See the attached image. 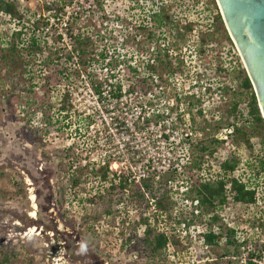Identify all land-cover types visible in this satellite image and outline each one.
<instances>
[{
	"label": "rangeland",
	"instance_id": "1",
	"mask_svg": "<svg viewBox=\"0 0 264 264\" xmlns=\"http://www.w3.org/2000/svg\"><path fill=\"white\" fill-rule=\"evenodd\" d=\"M15 1L24 20L0 16V264H248L249 250L264 248L263 175L255 205L229 195L212 225L196 197L199 182L220 176L219 162L238 160L231 176L247 182L246 163L264 158L236 50L210 1L71 0L59 18L46 9L56 0ZM153 11L166 16L161 26ZM79 32L97 41L82 60L73 56ZM31 37L47 57L27 58ZM11 44L23 55L16 71L2 58ZM98 89L144 124L103 128L114 110L98 115ZM128 152L141 160L120 178L115 164L95 166ZM209 231L222 239L206 243ZM158 234L168 243L154 254L145 240Z\"/></svg>",
	"mask_w": 264,
	"mask_h": 264
},
{
	"label": "trees",
	"instance_id": "2",
	"mask_svg": "<svg viewBox=\"0 0 264 264\" xmlns=\"http://www.w3.org/2000/svg\"><path fill=\"white\" fill-rule=\"evenodd\" d=\"M132 3H138V0H130ZM71 3V0H56L53 1V4L47 3L48 10H51V13L54 17L59 18L62 17V14L65 12L64 9L68 6V4ZM153 21L155 22V26H161L166 16H161L160 13H156L153 11ZM0 16L5 17L10 22H22L24 20L25 15L23 14V11L18 6V3L15 0H0ZM48 22L50 19H47ZM72 20V18H71ZM26 22V21H25ZM32 20L29 18L27 20V24L31 23ZM166 23V22H165ZM75 24V23H74ZM38 26L37 23H34V26ZM189 31L191 30V26L186 27ZM22 30V29H21ZM18 31L16 32L15 36L18 38L22 35V32ZM74 50H73V56L76 57L79 60H82L90 55V52L92 49H94V45L97 43L91 36L88 34L84 35L82 33L74 34ZM5 43L9 44L10 42ZM10 56L8 54H4L2 58L6 62V60H9V63L12 65V70L16 71L20 66V60L19 58H23V55L20 54V52L17 50L16 44H11V46L8 48ZM19 52V53H18ZM18 54V55H17ZM38 55H44L45 56V46L44 42L41 38L31 37L29 40V46L27 47V58L31 61H35L36 58H38ZM73 57L72 55H70ZM73 57V58H74ZM70 58V57H69ZM100 58L105 60V55L100 54ZM47 59V58H46ZM237 63L240 65L242 70V81L240 83V87L242 91L246 92L248 95V102H246V110H247V116L250 121V123L253 126H256L260 131V135L264 137V118L261 114L258 100L256 97V94L253 90L252 83L249 79V77L246 75L245 71L242 69V64L240 63L239 59H237ZM45 62V61H44ZM85 66V65H83ZM86 68V66H85ZM221 71L224 72L222 69ZM98 94H101L100 90L98 89ZM233 111L238 112L239 110V104H235L233 106ZM234 132H240L238 126L233 125L232 126ZM199 151L202 153V158L205 161L206 153H211L209 147L202 146L199 148ZM72 153V152H71ZM201 158V160H202ZM195 164V166L199 169L201 167V163ZM239 164V161L236 159L233 160H224L223 162H219V171L220 176H218L215 179H208L206 181L199 182L198 187L196 189V197L197 201L200 207H205L207 211V215H210V221H208L209 225H212L214 223H217L220 220V216L218 214V210H221L228 201L229 195L232 197V199L235 201V203L241 204V205H255L256 204V193H257V187L260 183L259 179H261L262 175L264 177V158L259 160L257 164H251L246 163V170L251 173V178L247 182H242L231 175L234 173L237 165ZM103 175L106 174L105 170L102 171ZM145 187L148 191L152 189V186L148 183L145 184ZM161 207V205H159ZM235 234V229L228 230L227 236H228V242L230 244H233L234 241L231 240V236ZM221 236L218 234H214L212 231H209L204 234V241L208 244H215L218 243L219 240H221ZM145 243L150 246L151 251L156 254L157 252H161L163 249H166L168 240L167 238L162 234H158L154 237L153 240H145ZM253 253L248 254V260L251 258ZM4 261H7L5 258ZM250 263V262H249Z\"/></svg>",
	"mask_w": 264,
	"mask_h": 264
},
{
	"label": "water",
	"instance_id": "3",
	"mask_svg": "<svg viewBox=\"0 0 264 264\" xmlns=\"http://www.w3.org/2000/svg\"><path fill=\"white\" fill-rule=\"evenodd\" d=\"M264 118V0H219Z\"/></svg>",
	"mask_w": 264,
	"mask_h": 264
},
{
	"label": "built area",
	"instance_id": "4",
	"mask_svg": "<svg viewBox=\"0 0 264 264\" xmlns=\"http://www.w3.org/2000/svg\"><path fill=\"white\" fill-rule=\"evenodd\" d=\"M107 96H110L108 91H102L101 94H96V96H95V101H96V104L98 105V109H99V110H97L99 112L98 115L101 114V116H105L106 117V116H108L110 114V112H108L106 110L107 108H110L111 110H114V113H113L114 117L110 116V122H107L106 125L104 124L102 126L103 128H105V126H107L108 129L110 127H112L117 132H119L121 130H125V131L130 132V131H133V130H135L137 128H140V125L144 124L145 118H142V124H140L139 123V119H140L139 116L136 117V122H131L130 120H128V118L126 116L128 114L123 111V110L127 111L126 108H123L124 104H122L120 109L118 108L119 101H122V99H119V100L115 99L113 107L110 106V104H106V102H108V100L106 98ZM87 117H92V116H87ZM92 118H90V119H92ZM94 124H95V122H94ZM127 139H130V135H128ZM140 157L141 156L139 154H137L136 152H128L124 161L120 160V159H117V158L116 159L113 158V161L110 162L111 157L110 156H105L102 160H99L98 162H96L95 166L98 169L106 168V167H108L110 169H113L112 168V164H115V166L118 167V169L120 170L119 172H117V176L120 178V175L122 174V170L124 171L125 169L126 170L128 169L126 167V163L127 162L138 163V161L141 160ZM89 161H91V159ZM94 161H96V160H94ZM84 163H85L84 165H87L88 159L84 160ZM91 166H94V165L91 164ZM139 169L142 170V166H139ZM142 171L143 172H142V175H140V177H145V171L144 170H142ZM234 178L238 179L235 176H234ZM138 180L140 181V178ZM242 241H244V239ZM261 243H262V245H264V238L261 240ZM249 251L251 253H253V255L245 263H248V264H264V248L262 250L258 251V252L255 251V250H253V251L249 250Z\"/></svg>",
	"mask_w": 264,
	"mask_h": 264
},
{
	"label": "flooded vegetation",
	"instance_id": "5",
	"mask_svg": "<svg viewBox=\"0 0 264 264\" xmlns=\"http://www.w3.org/2000/svg\"><path fill=\"white\" fill-rule=\"evenodd\" d=\"M210 3L212 4V6H214L215 10H216V14H215V18H214V23H218L221 24V26H223V30H224V34L226 35L227 38H229V42L231 43L232 45V48L235 49L234 53H235V58H238L240 63L243 65V68H244V71L247 72V69H246V66L244 65V62H243V59H242V56L240 54V51L238 49V46L236 44V41L234 39V37L232 36L229 28H228V25L226 23V20H225V16H224V13H223V10H222V7L219 3V0H209ZM217 25V24H216ZM238 57H237V56ZM234 57V56H233ZM233 59V58H232ZM236 63V62H235ZM246 75L248 76V72L246 73ZM249 77V76H248ZM250 79V78H249ZM252 82V81H251ZM253 86V85H252ZM253 90H254V87H253ZM255 92V91H254Z\"/></svg>",
	"mask_w": 264,
	"mask_h": 264
}]
</instances>
